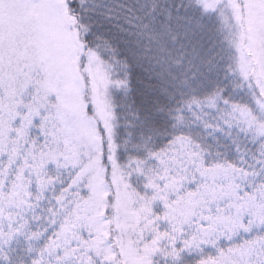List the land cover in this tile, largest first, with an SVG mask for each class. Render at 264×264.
<instances>
[{"label":"snow or ice","instance_id":"obj_1","mask_svg":"<svg viewBox=\"0 0 264 264\" xmlns=\"http://www.w3.org/2000/svg\"><path fill=\"white\" fill-rule=\"evenodd\" d=\"M0 264H264V0H0Z\"/></svg>","mask_w":264,"mask_h":264}]
</instances>
